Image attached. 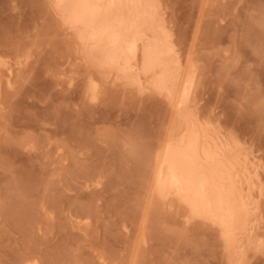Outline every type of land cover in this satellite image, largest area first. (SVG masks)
Listing matches in <instances>:
<instances>
[{
  "label": "rangeland",
  "instance_id": "rangeland-1",
  "mask_svg": "<svg viewBox=\"0 0 264 264\" xmlns=\"http://www.w3.org/2000/svg\"><path fill=\"white\" fill-rule=\"evenodd\" d=\"M161 1L204 110L264 164V0ZM70 35L46 0H0V58L27 57L0 85V264H230L214 226L148 193L167 101L102 81L87 97Z\"/></svg>",
  "mask_w": 264,
  "mask_h": 264
},
{
  "label": "bare ground",
  "instance_id": "bare-ground-1",
  "mask_svg": "<svg viewBox=\"0 0 264 264\" xmlns=\"http://www.w3.org/2000/svg\"><path fill=\"white\" fill-rule=\"evenodd\" d=\"M161 2L46 0L88 70L87 97L111 82L167 101L173 121L149 155L148 193L169 208L181 206L185 223L214 226L229 263L244 264L264 245V164L214 108L204 110L199 71L181 58ZM26 63L0 58V85L4 76L12 87Z\"/></svg>",
  "mask_w": 264,
  "mask_h": 264
}]
</instances>
